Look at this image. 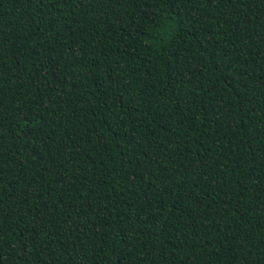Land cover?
<instances>
[{"label":"trees","instance_id":"trees-1","mask_svg":"<svg viewBox=\"0 0 264 264\" xmlns=\"http://www.w3.org/2000/svg\"><path fill=\"white\" fill-rule=\"evenodd\" d=\"M0 264H264V0H0Z\"/></svg>","mask_w":264,"mask_h":264}]
</instances>
